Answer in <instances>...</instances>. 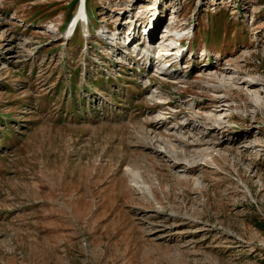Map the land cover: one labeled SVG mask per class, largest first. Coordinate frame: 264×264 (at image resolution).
<instances>
[{
    "label": "rangeland",
    "instance_id": "1",
    "mask_svg": "<svg viewBox=\"0 0 264 264\" xmlns=\"http://www.w3.org/2000/svg\"><path fill=\"white\" fill-rule=\"evenodd\" d=\"M0 264H264V0H0Z\"/></svg>",
    "mask_w": 264,
    "mask_h": 264
},
{
    "label": "bare ground",
    "instance_id": "2",
    "mask_svg": "<svg viewBox=\"0 0 264 264\" xmlns=\"http://www.w3.org/2000/svg\"><path fill=\"white\" fill-rule=\"evenodd\" d=\"M76 19V18H75ZM149 30V29H148ZM167 31L169 32V33H167L164 37L166 38L165 39V41H167V42H169V40H172L171 42L173 43V44H171L170 46H166V48H167V50H170L169 49V47H173V46H175L176 47V44H177V40H176V38H178V35H174V34H171V32H170V30L167 28ZM148 32V31H147ZM148 34H151V30L148 32ZM161 46H164L165 44H160ZM165 66L164 65H162V66H160V64H158V66H157V71L158 72H162L163 71V68H164ZM166 78V77H165ZM252 87H251V89H255L253 86V84L251 85ZM132 174V175H131ZM130 175H131V182L134 184V186L135 187H137L138 189H140L141 191H142V193H146V194H149L150 193V189H149V187H147L146 186V184H144V183H142V182H139V179H138V176H137V174L136 173H131Z\"/></svg>",
    "mask_w": 264,
    "mask_h": 264
}]
</instances>
